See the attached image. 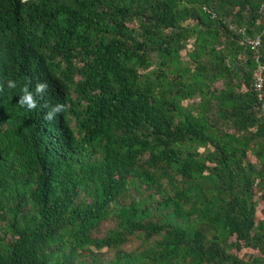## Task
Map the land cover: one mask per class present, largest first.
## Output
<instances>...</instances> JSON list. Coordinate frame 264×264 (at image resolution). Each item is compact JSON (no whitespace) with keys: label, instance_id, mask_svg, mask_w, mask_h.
<instances>
[{"label":"trees","instance_id":"1","mask_svg":"<svg viewBox=\"0 0 264 264\" xmlns=\"http://www.w3.org/2000/svg\"><path fill=\"white\" fill-rule=\"evenodd\" d=\"M241 30L264 64V0H0V264H264Z\"/></svg>","mask_w":264,"mask_h":264},{"label":"clouds","instance_id":"2","mask_svg":"<svg viewBox=\"0 0 264 264\" xmlns=\"http://www.w3.org/2000/svg\"><path fill=\"white\" fill-rule=\"evenodd\" d=\"M18 86V80L16 78H10L7 80V87L10 89H16ZM48 83L46 81L37 82L34 88L31 87L30 83L23 85L21 89V94H19L18 104L28 110L37 109L39 106V97L48 88ZM3 86L0 85V90ZM64 104L57 103L53 105L49 111L45 113V119L52 121L56 118L57 114L64 110Z\"/></svg>","mask_w":264,"mask_h":264},{"label":"built area","instance_id":"3","mask_svg":"<svg viewBox=\"0 0 264 264\" xmlns=\"http://www.w3.org/2000/svg\"><path fill=\"white\" fill-rule=\"evenodd\" d=\"M241 33L245 36L246 43L254 51V59L257 62V67L253 73V84L258 92L259 98H262L264 91V64L261 63V52L260 46L262 45V40L259 35L256 36H246L244 30H241Z\"/></svg>","mask_w":264,"mask_h":264},{"label":"rangeland","instance_id":"4","mask_svg":"<svg viewBox=\"0 0 264 264\" xmlns=\"http://www.w3.org/2000/svg\"><path fill=\"white\" fill-rule=\"evenodd\" d=\"M190 45H191V44H189V45H188V47H187V49L183 50V52H182V53H183V57H184L185 59H187V58H188V56H187V51H188V50L191 48V46H190ZM185 103H186V102H185ZM250 158L254 160V158H253V157H251V156H250ZM258 202H259V203H258V208H261V207L263 206V202H260V201H258ZM258 214H259V215H261V214H260V212H258ZM259 215H258V216H259ZM138 242H139V241H138V240H136L135 242H133V243L129 244V246H130L129 248H132V247H134L135 245H137V244H138ZM240 254H241V255H245V258H246V259H248V258H249V254L247 253V251H246V250H244V251H241V252H240Z\"/></svg>","mask_w":264,"mask_h":264},{"label":"crops","instance_id":"5","mask_svg":"<svg viewBox=\"0 0 264 264\" xmlns=\"http://www.w3.org/2000/svg\"><path fill=\"white\" fill-rule=\"evenodd\" d=\"M261 214V213H260ZM259 215V214H258ZM259 217H262V214L261 215H259Z\"/></svg>","mask_w":264,"mask_h":264}]
</instances>
